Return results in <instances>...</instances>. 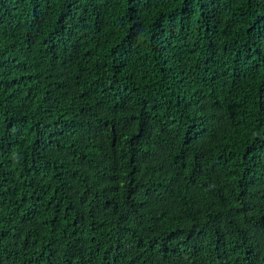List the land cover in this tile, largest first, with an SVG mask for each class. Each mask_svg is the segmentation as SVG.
<instances>
[{"label":"trees","instance_id":"obj_1","mask_svg":"<svg viewBox=\"0 0 264 264\" xmlns=\"http://www.w3.org/2000/svg\"><path fill=\"white\" fill-rule=\"evenodd\" d=\"M0 264H264V0H0Z\"/></svg>","mask_w":264,"mask_h":264}]
</instances>
